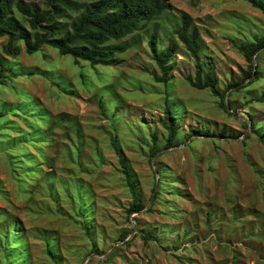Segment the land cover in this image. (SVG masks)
I'll return each mask as SVG.
<instances>
[{"label": "rangeland", "instance_id": "rangeland-1", "mask_svg": "<svg viewBox=\"0 0 264 264\" xmlns=\"http://www.w3.org/2000/svg\"><path fill=\"white\" fill-rule=\"evenodd\" d=\"M168 1L171 11L120 42L130 48L119 66L77 65L48 46L28 55L23 44L11 58L0 37V56L17 75L0 84V264H264V48L253 60L258 79L240 50L264 37V14L241 0ZM182 12L199 28L221 89L245 86L227 93L228 111L186 81L196 68L173 34ZM155 31L160 49L179 45L166 86L152 76ZM166 100L180 128L171 147ZM154 133L160 151L151 156ZM113 141L145 204L138 214H129Z\"/></svg>", "mask_w": 264, "mask_h": 264}, {"label": "trees", "instance_id": "trees-1", "mask_svg": "<svg viewBox=\"0 0 264 264\" xmlns=\"http://www.w3.org/2000/svg\"><path fill=\"white\" fill-rule=\"evenodd\" d=\"M249 3L264 14V0H241ZM45 7L36 3L25 4L23 0H0V37L7 38L4 53L16 58L22 53V46L28 55H34L44 47H52L61 56H70L75 64L87 62L92 67L119 66L122 61L117 58L118 54L127 52L128 44L120 43L129 36L143 30L147 24L161 18L166 12L172 10L168 0H44ZM20 17V18H19ZM181 24L173 30L180 44L188 51L195 62V76H188L186 81L198 90H209L220 101L221 108L228 111L226 106L227 93L236 87L245 88L241 83L232 81L225 89H221L218 74L210 63L203 59L204 44L201 39L199 28L195 25L192 16L186 12L180 15ZM30 29H27L25 23ZM116 42V43H113ZM149 48L152 60L159 69V74L152 73L154 81L158 84L168 85L172 73V63L178 54V43H171L164 49H160L158 32L155 31L149 40ZM264 48V37H256L254 41L240 46L247 63L250 66L248 77L254 73L256 79L261 78L263 73L257 69L254 72V56ZM16 74L6 66L5 59L0 56V84H4L7 78L14 79ZM264 102V95L261 97ZM1 117L5 113H0ZM175 110L169 101L165 102V122L167 131L166 147L176 144L180 128L177 124ZM255 129L254 119H251ZM246 127L248 125L246 124ZM194 136H209L211 132L196 129ZM259 140L264 145V133H257ZM228 136V129L224 128L221 137ZM151 156L160 151L158 136L151 135ZM114 150L125 176L127 186L132 194L133 203L129 214H138L145 209V204L138 193L132 171L126 158L116 142H112ZM160 172V171H159ZM159 193L156 194V198ZM81 195L78 192V199ZM149 212H152L150 209ZM14 233L18 232L14 225ZM88 231V229H86ZM8 240L6 233L2 234ZM10 239L11 245L18 249L22 242L17 241V234ZM127 235L122 236V240ZM146 238V237H145ZM48 254L53 252L50 244L47 245ZM23 251V250H21ZM52 258V257H51Z\"/></svg>", "mask_w": 264, "mask_h": 264}, {"label": "water", "instance_id": "water-1", "mask_svg": "<svg viewBox=\"0 0 264 264\" xmlns=\"http://www.w3.org/2000/svg\"><path fill=\"white\" fill-rule=\"evenodd\" d=\"M227 108H228V105H227ZM154 162H155V159L153 160V164H154ZM156 173L158 174V171H157V170H156ZM154 196H155V193H154V195H153V197H152L151 203H152V201H153V199H154ZM151 203H150V204H151ZM134 232H135V230H134ZM133 234H134V233H133ZM94 257L101 258L100 255H92V256L90 257V259H92V258H94Z\"/></svg>", "mask_w": 264, "mask_h": 264}]
</instances>
